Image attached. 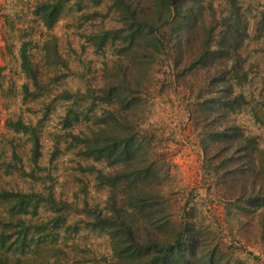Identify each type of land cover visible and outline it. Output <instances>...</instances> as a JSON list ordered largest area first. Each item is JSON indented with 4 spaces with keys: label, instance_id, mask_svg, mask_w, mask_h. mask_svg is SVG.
Segmentation results:
<instances>
[{
    "label": "trees",
    "instance_id": "obj_1",
    "mask_svg": "<svg viewBox=\"0 0 264 264\" xmlns=\"http://www.w3.org/2000/svg\"><path fill=\"white\" fill-rule=\"evenodd\" d=\"M71 1L42 0L34 8L49 33L42 47L45 58L50 65L55 60L54 65L65 69L68 66L61 59L52 30ZM82 1H78L80 9ZM92 2L96 6L102 0ZM109 2L108 12L117 16L120 27L87 36L99 52L109 42L117 48L118 59L111 61L114 75L98 91L99 101L109 108L93 120L91 133L73 136L83 157L105 163L112 170L105 173L89 167L99 184L107 188L108 197L103 211H87L88 226L109 238V264H247L239 252L259 259L236 240L225 242L212 225L205 223L202 213L198 215L189 201H181L171 163L163 151V136L143 131L139 121H133L141 112L144 115L149 103L141 94L145 75L149 76L147 70L152 72V86L154 69L166 66L167 77H171L165 86L170 84L174 91L183 89L179 93L190 110L189 117L202 127L203 171L206 179L216 183L213 187L210 183L209 188L236 181L232 179L235 176L238 184L232 189L239 195L231 196L234 209L240 214L264 215V150L259 139L237 124L222 126L223 119L251 103L242 92L235 94V88L249 80L241 52L251 38L237 0H224L219 10L212 0L207 7L206 0ZM32 44V40L24 41L20 47L21 70L28 80L24 85L26 100L49 95L57 81L56 77L50 81L41 78L30 53ZM109 65H105L107 72ZM58 98L71 102L65 119L68 126L92 119L91 107L81 111L74 108L82 101L80 92ZM46 109L37 125L21 119L10 123L15 132L29 137L33 168H39L42 157L41 126L51 107ZM252 112L258 117L257 109L252 107ZM14 157L19 160L16 152ZM29 174L36 179L33 171ZM41 208L51 212L47 219L39 218ZM0 209L6 211V216H0V264H23L35 246L59 236L73 206L57 200L52 190L2 189Z\"/></svg>",
    "mask_w": 264,
    "mask_h": 264
},
{
    "label": "rangeland",
    "instance_id": "obj_2",
    "mask_svg": "<svg viewBox=\"0 0 264 264\" xmlns=\"http://www.w3.org/2000/svg\"><path fill=\"white\" fill-rule=\"evenodd\" d=\"M40 1L0 0V190L43 193L52 190L57 200L70 202L73 206L59 236L52 242L35 246L26 254L23 264H109L112 262L109 238L88 226L87 211H103L108 197L107 188L99 184L89 167L93 165L105 173L112 170L105 163L83 157L73 136L91 133L95 128L93 120H97L103 109L109 108L99 101L98 91L114 75L111 61L118 59L114 44L109 42L99 52L87 36L102 29L120 27V23L116 15L108 12L109 0H102L96 6L93 0H84L82 9L78 5L81 0H72L52 30V35L57 38L58 52L68 68L54 65L55 60L50 65L42 48L49 33L34 13ZM206 1L207 7L209 0ZM212 1L215 9L224 6V0ZM236 5L241 7L251 38L241 52L244 67L250 73L249 80L243 87H236L235 94L242 92L251 103L223 119L222 126L237 124L247 134L258 137L264 150V0H237ZM205 14L210 17L208 9ZM29 40L33 41L30 53L41 78L45 81L57 78L51 88L53 92L37 100L25 99L24 85L28 80L21 70L20 47ZM200 42L201 39L197 43ZM106 64H110L108 72ZM147 72L149 76L145 75L141 94L149 98V103L144 115L141 112L133 117V121H139L141 130L163 136V151L171 163V175L175 178L179 198L183 203L189 201L198 215L202 213L205 223L212 225L225 242L236 240L240 247L259 258L249 259L245 252H239L243 262L264 264V215L261 212L255 216L240 214L234 209L231 196L239 195L232 189L238 184L235 176L232 179L237 182L231 180L224 186L209 188L210 183L212 187L216 183L206 179L203 171L202 127L196 126L198 122L195 124L189 117L190 110L179 93L183 89L179 87L174 91L170 84L165 86L171 77L170 74L167 77L166 66L154 69L152 86V72ZM69 92L81 93L82 101L74 108L81 111L91 107L89 115L92 119H83L82 123L71 126L65 124L71 102L58 96ZM47 106L51 110L41 126L42 157L39 168H33L29 137L15 132L10 123L21 119L37 125L47 112ZM252 107L258 110V117L253 114ZM14 152L19 155V160L15 159ZM31 171L36 179L30 176ZM1 215L6 216V211L0 209ZM49 215L48 209H40V219H47Z\"/></svg>",
    "mask_w": 264,
    "mask_h": 264
}]
</instances>
